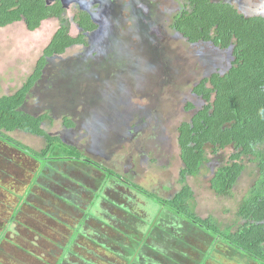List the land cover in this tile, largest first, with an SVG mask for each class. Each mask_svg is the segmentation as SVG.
Here are the masks:
<instances>
[{"label":"rangeland","instance_id":"1","mask_svg":"<svg viewBox=\"0 0 264 264\" xmlns=\"http://www.w3.org/2000/svg\"><path fill=\"white\" fill-rule=\"evenodd\" d=\"M56 1L65 7L73 37L81 32L75 22L80 12L89 13L100 29L88 35V46L49 60L25 112L50 114L44 125L49 134L148 193L172 199L182 188L178 130L195 114L187 106L203 105L193 89L204 78L228 71L232 52L192 45L173 30L181 0L48 3ZM214 1L229 3L247 17H264V0ZM60 26L52 19L34 33L25 23L0 29V99L16 94L34 74ZM65 118L76 127L68 129ZM11 136L36 151L47 145L21 131ZM230 156L228 151L211 158L188 184L201 218L237 228V213L256 171L248 168L231 197L218 196L211 180ZM155 208L156 201L111 181L96 166L53 161L43 168L0 142V264H131L140 243L147 248L139 264H258L214 245L173 215L160 220L164 212ZM78 229L81 235L74 241Z\"/></svg>","mask_w":264,"mask_h":264},{"label":"trees","instance_id":"2","mask_svg":"<svg viewBox=\"0 0 264 264\" xmlns=\"http://www.w3.org/2000/svg\"><path fill=\"white\" fill-rule=\"evenodd\" d=\"M181 1L183 10L175 18L173 30L192 45L211 44L231 51L233 61L228 71L204 78L193 89L203 105L197 108L189 104L187 111L195 114L178 130L182 188L172 199L148 193L115 171L93 163L78 148L49 134L44 125L51 120L50 114L36 116L25 112L31 93L45 76L49 60L64 56L74 47L88 46V35L100 29L89 13L80 12L75 22L81 32L73 37L61 2L50 6L46 0H0V29L23 22L34 33L48 20L56 19L61 24L34 74L16 94L0 99V142L41 163L43 168L53 161H78L96 166L111 181L123 182L156 201L157 214L164 212L160 220L165 214L173 215L212 238L214 245L223 244L251 261L264 264V17H247L233 5L214 0ZM65 125L68 129L76 127L69 118H65ZM18 131L43 138L46 148L36 151L14 139L11 134ZM228 151L231 156L217 168L211 180V189L218 196L231 197L248 168L254 167L256 171V180L237 213L240 223L237 228H225L214 217L201 218L194 205L195 191L188 184L190 178L202 174L211 158ZM80 235L81 230H76L74 241ZM138 247L137 258L130 259L131 264L146 259L147 246L141 249L143 244L140 243Z\"/></svg>","mask_w":264,"mask_h":264},{"label":"flooded vegetation","instance_id":"3","mask_svg":"<svg viewBox=\"0 0 264 264\" xmlns=\"http://www.w3.org/2000/svg\"><path fill=\"white\" fill-rule=\"evenodd\" d=\"M46 1H47V3H48L49 0H46ZM58 2H61V3H62V1H56V2L53 3V4H49V3H48V4H49L50 6H52V5H55V4L58 3Z\"/></svg>","mask_w":264,"mask_h":264},{"label":"clouds","instance_id":"4","mask_svg":"<svg viewBox=\"0 0 264 264\" xmlns=\"http://www.w3.org/2000/svg\"><path fill=\"white\" fill-rule=\"evenodd\" d=\"M23 23V22H22Z\"/></svg>","mask_w":264,"mask_h":264},{"label":"crops","instance_id":"5","mask_svg":"<svg viewBox=\"0 0 264 264\" xmlns=\"http://www.w3.org/2000/svg\"><path fill=\"white\" fill-rule=\"evenodd\" d=\"M12 96V95H11Z\"/></svg>","mask_w":264,"mask_h":264}]
</instances>
